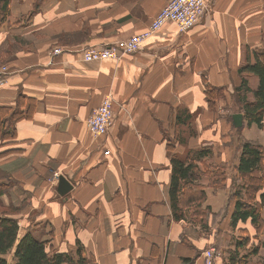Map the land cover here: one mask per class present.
I'll list each match as a JSON object with an SVG mask.
<instances>
[{"label":"crops","instance_id":"crops-1","mask_svg":"<svg viewBox=\"0 0 264 264\" xmlns=\"http://www.w3.org/2000/svg\"><path fill=\"white\" fill-rule=\"evenodd\" d=\"M205 1L203 18L185 33L166 23L135 54L86 62L83 48L144 31L168 0H9L0 27V50L9 51L0 107L29 115L14 122V138L0 143V176L10 185L4 206L29 211L18 215V226L33 212L34 223L54 227L55 252H74L80 243L95 264H205L209 249L211 264H229L234 230L256 236L249 221L231 227L228 190L239 156L232 115L242 114L233 112V90L247 57L251 62L252 51L264 48V0ZM55 48L62 53L52 56ZM244 77L255 89L257 78ZM206 87L225 102L210 106ZM107 96L113 123L97 139L86 121ZM184 111L193 115L186 147H210L214 165L227 173L226 187L216 192L201 181L210 209L204 231L175 221L170 206L164 132ZM242 124L241 137L264 147V127ZM183 130L176 126L178 138ZM183 150L177 141L174 153ZM60 176L71 185L64 196L56 192ZM260 214L264 223V204ZM245 264H255V256Z\"/></svg>","mask_w":264,"mask_h":264},{"label":"trees","instance_id":"trees-1","mask_svg":"<svg viewBox=\"0 0 264 264\" xmlns=\"http://www.w3.org/2000/svg\"><path fill=\"white\" fill-rule=\"evenodd\" d=\"M8 10L9 0H0V27L6 21ZM238 73L242 80L240 85L234 88L233 96L235 97V103L239 106V112H242V119L245 120L248 126L253 124L259 129L263 128L264 49L262 51H252V61L250 62L247 57L245 64L239 68ZM244 75H254L257 78L258 82L255 89L252 90L249 87ZM213 90L217 94L220 92L217 89L205 88L204 93L208 104L212 101L210 93H213ZM248 94L252 95V100H248ZM23 115L27 117L29 115L28 111L22 112L18 107L12 109L0 107V143L14 138V122L19 118H23ZM192 116L184 111L174 117V133L177 132L175 131L176 126L182 124L188 126V133L191 136L190 120ZM228 118L230 120V116ZM241 128L236 130V134L238 133L237 148L239 156L235 166L241 184L232 193H229V200L235 202L230 225L235 228L237 223L249 221L256 230L257 236V233H262L264 227L260 214L264 204V194L259 196V201L256 199V195L262 187L264 147L257 142L243 139L239 133ZM177 141L178 136L175 138V142ZM181 142L184 143L185 140L182 139ZM174 149L173 145L167 144L171 168L169 198L173 219L175 221L184 220L185 212L190 210L191 216L199 219L198 224L206 228V217H203V214L208 213L209 215L210 210L208 211L209 208L203 206L206 195L204 192L205 187L200 181L202 177H207L210 181L208 186L213 188V192H216L218 188L224 189L226 187L227 173L223 169L222 171L208 169L207 165L209 163L206 159L212 154L210 147L188 149L181 156L174 153ZM4 184H0V199L10 191V185ZM232 186H234V183ZM16 209H18L17 206L8 204L6 210L9 211V214L3 212L5 215H0V264H95L91 259L84 256V250L80 243H76L74 252L57 253L54 251L49 253L45 242L34 239L29 232L18 238V215L14 212ZM248 242L249 239H241L235 242V249L229 255V264H245L249 256H256L260 250L264 257L263 239L258 246L251 244L248 254L240 257L239 260L236 259L237 250L247 247ZM12 249L14 251L11 263H9L4 256ZM186 263L190 264V261L187 260L184 264Z\"/></svg>","mask_w":264,"mask_h":264},{"label":"built area","instance_id":"built-area-1","mask_svg":"<svg viewBox=\"0 0 264 264\" xmlns=\"http://www.w3.org/2000/svg\"><path fill=\"white\" fill-rule=\"evenodd\" d=\"M206 10L207 2L205 0H168L144 31L109 44L85 47L81 50L82 60L86 62L97 60L118 61L125 55L139 52L144 41L160 30L166 23L174 24L179 33H185L201 21ZM60 53L62 51L55 48L51 55L56 56ZM4 70V67H2L1 71ZM2 74L0 72V75ZM112 104L113 101L110 97H104L100 105L88 117L86 121L87 128L94 138L103 137L111 127L113 123ZM214 253V249L204 252L205 264L212 263Z\"/></svg>","mask_w":264,"mask_h":264},{"label":"rangeland","instance_id":"rangeland-1","mask_svg":"<svg viewBox=\"0 0 264 264\" xmlns=\"http://www.w3.org/2000/svg\"><path fill=\"white\" fill-rule=\"evenodd\" d=\"M264 48H262V50H263ZM261 50V51H262ZM8 56H9V51H8V49H7V47H5V48H1V50H0V69L2 68V66H3V64H4V61L6 60V59H8ZM211 94V99H212V101L210 102V106L211 105H213V104H215V102H217V101H219V103H222V101H224L225 102V98H224V95H222V93H219V94H217L214 90H213V93H210ZM239 106L237 105V104H234V109H233V112H239ZM229 122V121H228ZM186 127V130H183L182 131V134H184V137L182 136V137H180V138H178V142L180 143V144H182V146H184V150L182 151L183 152V154H184V152L188 149L187 147H186V140H187V138L189 137L188 136V132H187V128H188V126H185ZM189 129V128H188ZM180 132V131H179ZM179 132L177 133H174V131H173V129H171V130H167V131H165L164 132V138L166 139V141L168 142V143H170L171 145H173L174 146V148H175V144H176V142H175V138L177 137V135L179 134ZM182 139H184L185 140V142L184 143H182L181 142V140ZM236 148H237V146H236ZM211 152H212V150H211ZM212 155H213V153L209 156V157H207V159H206V161H208L207 163H209L208 165H207V167H208V169L209 170H215V169H219L220 171H222V169L224 170V167L222 168V166L221 165H214V163H213V160H214V158L212 157ZM204 171V170H203ZM53 178H54V175H53ZM233 180H232V182H231V185H230V188H229V193H232L233 191H234V189H236V187L237 186H239L240 184H241V181L238 179V177H237V174L232 178ZM9 180V179H8ZM11 181H12V179H10ZM6 181V179H3L1 176H0V184H4V182ZM201 181L203 182V183H205L206 185L205 186H208V184H209V179L207 178V177H202V179H201ZM201 181H200V183H201ZM233 183H234V186H232L233 185ZM5 185V184H4ZM209 187V186H208ZM211 190H213V188L212 187H209ZM217 190V189H216ZM218 190H222V189H220V188H218ZM217 190V191H218ZM1 201H0V215H5V213L6 214H9V211H7L6 210V205L5 206H3L4 204H3V201H2V199H0ZM230 201V200H229ZM257 201H259V200H257ZM1 204H2V206H1ZM204 206V205H203ZM22 207V206H21ZM22 210L23 209H20V208H18V209H16L14 212H16L15 214L16 215H20L21 214V212H22ZM203 210V209H202ZM204 210H206L205 208H204ZM210 209H208V211H209ZM3 212H5V213H3ZM23 212H29V211H27V210H23ZM207 215H208V213H204L203 214V217H206V219H207ZM18 217V216H17ZM32 217L34 218V215H33V212H30L29 213V219H28V221L27 222H25V221H21V225H19V234H18V238L23 234V231H25V230H30L31 232H34L33 234L35 235V237H34V239H41L43 242H45V244H46V246H47V249H48V252L49 253H51V252H54V247H53V245L51 244V241H52V239H54L53 237H54V230H52V229H54V227L53 226H50V225H46L45 223H34L33 222V220H32ZM184 218H185V220H187V222L188 223H192V224H194V223H197L198 224V221H199V219H197V217H195V216H191V213H190V210L189 211H186L185 212V216H184ZM18 219V218H17ZM28 222H30V223H28ZM199 226H200V224H199ZM20 228H21V230H20ZM32 228V229H31ZM208 228V227H207ZM200 229L202 230V231H204V229L200 226ZM244 230H246V229H243V230H241V229H238L237 231H235L234 230V234L232 235V240L230 241L231 242V247L232 248H230V249H227V250H225L226 252L228 251V255H230V252L231 251H233L234 249H235V242L237 241H240L241 239H249V242H248V246L247 247H249L248 249H246L247 247H244V248H242V249H238L237 250V257H236V259H240V257H242V256H245L246 254H248L249 252H250V249H251V244L252 245H256V246H258L259 245V243L264 239V236L263 235H260L259 233H257V236H255V237H251V235H250V233L247 231V232H245ZM256 231V230H255ZM26 232V231H25ZM233 237H234V240H233ZM251 240H255V241H251ZM233 245H234V247H233ZM234 248V249H233ZM221 250H223V248L221 249V248H219V249H216V252L217 251H221ZM13 251H14V249H12L11 250V252H9V253H7L5 256H4V258L9 262V263H11V260H12V254H13ZM240 251V252H239ZM239 252V253H238ZM260 252H261V250H260ZM241 253V254H240ZM259 254V253H258ZM251 257V256H250ZM249 258V257H248ZM255 264H264V257H263V255H262V252H261V254H259V255H256L255 256Z\"/></svg>","mask_w":264,"mask_h":264},{"label":"water","instance_id":"water-1","mask_svg":"<svg viewBox=\"0 0 264 264\" xmlns=\"http://www.w3.org/2000/svg\"><path fill=\"white\" fill-rule=\"evenodd\" d=\"M242 114L236 113L232 115V125L235 129L242 127ZM71 189L70 183L62 176L58 177L56 192L59 196H64Z\"/></svg>","mask_w":264,"mask_h":264}]
</instances>
